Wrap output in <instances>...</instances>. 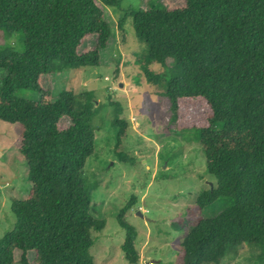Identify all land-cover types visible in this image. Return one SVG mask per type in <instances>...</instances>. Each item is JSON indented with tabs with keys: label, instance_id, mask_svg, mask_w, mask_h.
<instances>
[{
	"label": "trees",
	"instance_id": "16d2710c",
	"mask_svg": "<svg viewBox=\"0 0 264 264\" xmlns=\"http://www.w3.org/2000/svg\"><path fill=\"white\" fill-rule=\"evenodd\" d=\"M122 1L0 0V121L19 131L32 185L26 199L11 202L14 224L0 237V264H15L16 250L19 264H31V251L37 264H94L91 233L105 221L92 216L95 186L83 170L95 150L93 120L101 108L91 91L62 89L51 99L39 79L98 67L111 37L106 11H120ZM149 1L148 9L116 16V28L123 32L130 18L134 37L145 45L144 61L159 66L144 75L169 105L167 128L194 133L201 145L214 184L196 205L227 203L195 221L181 243V264H221L242 245L259 249L264 262V0H184L176 9ZM89 36L94 46L79 53ZM190 101L209 111L199 125L182 115ZM114 114L117 150L127 125L119 106ZM64 118L69 126L60 129ZM117 156L125 162L123 153ZM134 203L116 216L128 264L139 261L137 231L125 218ZM189 222L172 226L183 230Z\"/></svg>",
	"mask_w": 264,
	"mask_h": 264
},
{
	"label": "rangeland",
	"instance_id": "374dc122",
	"mask_svg": "<svg viewBox=\"0 0 264 264\" xmlns=\"http://www.w3.org/2000/svg\"><path fill=\"white\" fill-rule=\"evenodd\" d=\"M160 2L170 9L184 5V0ZM150 5L149 0H123L120 11H106L111 37L107 48L100 53L98 67L39 79L41 87L52 92L51 99L62 89H71L76 95L91 91L101 108L93 120L95 150L83 170L86 182L95 186L91 191L92 216L105 221L102 231L91 233L94 244L90 254L94 264H128L121 250L124 231L116 216L132 199L135 203L125 218L137 231L138 264H181V243L195 221L211 218L227 205L223 200L204 210L196 205L197 197L214 184L206 172L201 145L194 133L167 128L169 105L161 95L162 89L149 84L144 75V70L160 72L159 66H148L144 61L145 45L134 37L130 18L123 32L116 28L118 15L130 8L148 9ZM94 42L95 36L87 37L79 53L89 51ZM3 43L0 39V44ZM28 96L38 100L35 94ZM116 106L121 109L119 119L127 125L117 150ZM182 115L196 118L194 124L199 125V120L206 118L209 111L203 102L190 101L183 107ZM69 123L64 118L59 128H67ZM20 140L14 124L0 121V237L14 224L11 202L26 199L32 186L19 153ZM117 152L125 155V162H120ZM187 220L190 222L183 230L177 231L172 226ZM259 252L242 245L236 257L224 259L221 264H264L257 259ZM19 256L16 250L15 264H19ZM35 258V252L28 253L31 264H37Z\"/></svg>",
	"mask_w": 264,
	"mask_h": 264
},
{
	"label": "water",
	"instance_id": "95a60500",
	"mask_svg": "<svg viewBox=\"0 0 264 264\" xmlns=\"http://www.w3.org/2000/svg\"><path fill=\"white\" fill-rule=\"evenodd\" d=\"M210 186H211V184H210ZM138 213L141 214V211H139ZM151 263H155V261H152Z\"/></svg>",
	"mask_w": 264,
	"mask_h": 264
}]
</instances>
